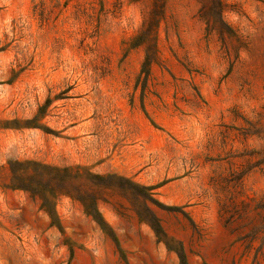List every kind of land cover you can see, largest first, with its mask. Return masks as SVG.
Segmentation results:
<instances>
[{"label":"rangeland","instance_id":"obj_1","mask_svg":"<svg viewBox=\"0 0 264 264\" xmlns=\"http://www.w3.org/2000/svg\"><path fill=\"white\" fill-rule=\"evenodd\" d=\"M181 252L264 264V0H0V264Z\"/></svg>","mask_w":264,"mask_h":264},{"label":"trees","instance_id":"obj_2","mask_svg":"<svg viewBox=\"0 0 264 264\" xmlns=\"http://www.w3.org/2000/svg\"><path fill=\"white\" fill-rule=\"evenodd\" d=\"M44 168H46V167H43L42 170H44ZM50 169L54 172L53 173L54 177L60 178L58 180V182H60V184H61V188L60 189H66L65 187H67V186H66L65 178L68 175L67 168L59 169V168L52 167ZM17 171H15V173ZM20 176H22V175H20ZM53 191H55L54 188H53ZM60 191H63V190H60ZM54 193H53V195H54ZM60 193H63V192H60ZM64 193H67V192H64ZM55 195H56V193H55ZM46 203L47 202H42L41 205H40V208H42L48 214V216L50 218V226H56L57 229L62 233V227H61L60 223L58 222L53 210L48 208V206H46L47 205ZM86 212H87V214H91L90 211L86 210ZM91 215L93 216L94 220L96 221V217L93 214H91ZM100 226H101V224H100ZM115 241L117 242L116 239H115ZM179 257H180L181 264H186L185 256H184V254H182V252H181V254H179Z\"/></svg>","mask_w":264,"mask_h":264}]
</instances>
